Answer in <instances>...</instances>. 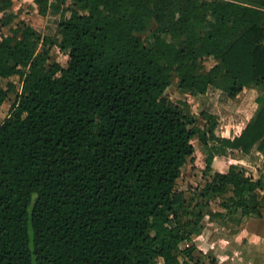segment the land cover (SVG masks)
Masks as SVG:
<instances>
[{"label": "trees", "instance_id": "1", "mask_svg": "<svg viewBox=\"0 0 264 264\" xmlns=\"http://www.w3.org/2000/svg\"><path fill=\"white\" fill-rule=\"evenodd\" d=\"M67 1L33 0L59 13L52 35L24 19L0 34V77L19 82L0 88V105L14 92L0 122V264H221L193 241L203 219L264 212V172L212 171L209 146L264 150V0ZM12 5L0 0V29ZM174 75L190 95L259 88L255 118L217 135L216 115L200 125L167 94ZM193 137L207 177L177 189Z\"/></svg>", "mask_w": 264, "mask_h": 264}, {"label": "rangeland", "instance_id": "2", "mask_svg": "<svg viewBox=\"0 0 264 264\" xmlns=\"http://www.w3.org/2000/svg\"><path fill=\"white\" fill-rule=\"evenodd\" d=\"M69 2V0L67 1ZM12 10L18 12V18L15 19L10 25L0 29L1 33H10V27H14L18 20L24 19L29 22L35 29L42 34L52 35L56 31L57 22L59 19V13L48 12L45 15L37 12L36 5L33 0H13ZM3 13L0 11V16ZM58 60L62 64L66 63L67 55L64 52L59 51L57 47H53L51 51V60ZM215 63L212 59H205L204 69H209ZM12 81L19 87L18 77L11 76L9 78L0 77V88H7V82ZM167 94L184 102V108L189 113L195 116L200 125L203 124V118L201 117L202 111L211 112L216 115L219 120V126L216 130V134L228 138H233L239 135L246 124L255 118V115L259 109L257 97L260 96L261 90L257 87L251 86L245 88L237 98H230L226 92L220 88L210 86L207 92L203 95H190L186 92H182L177 87V77L174 75L172 84L166 90ZM14 99V92L9 91L8 99H6L0 105V122L8 114L11 101ZM183 104V103H182ZM194 145V154L189 157L181 169V176L176 181L177 189L197 188L203 186L207 175L204 174L205 158L208 154L207 147L202 144L197 137L192 138ZM209 146L213 147V151L216 153L212 162V171L219 170L225 171L229 164H237L242 166L248 174L258 176L260 172L258 167L261 166L264 158V150L258 149V143L254 144V147L249 154H243L238 151L227 149L226 152L220 150V145L215 141H210ZM218 199L210 201L209 208L212 210H219ZM254 217L255 216H245ZM244 219V217H243ZM205 225V231L193 238V241L202 246L201 241L207 236L209 240L206 245H203V258L208 261L207 256H215L220 262L225 260L228 252H233L232 264H247L254 260L252 255L254 251V245L251 242L236 246L233 250L230 247H226L228 252H223L224 242L221 237H231L232 235L239 234L241 232V222L236 224L233 221H222L212 216L207 215L203 219ZM247 231L251 232V228L247 226ZM189 243V242H187ZM183 243L182 245L185 246ZM195 243V244H196ZM222 254V255H221ZM225 264V262H224Z\"/></svg>", "mask_w": 264, "mask_h": 264}, {"label": "crops", "instance_id": "3", "mask_svg": "<svg viewBox=\"0 0 264 264\" xmlns=\"http://www.w3.org/2000/svg\"><path fill=\"white\" fill-rule=\"evenodd\" d=\"M241 232L236 235H232L231 237H224L222 235L221 239L224 242L223 251L222 253L228 252L226 247H230L232 250L236 246H241L244 243L251 242L252 246L254 245V251L252 255L254 256V260L250 261V264H264V212L261 217L254 219V217H244L241 221ZM247 226L251 228V232L247 231ZM209 238L206 236L203 241H201L202 246L197 244L196 245L199 249L203 251V245H206ZM228 256L226 255L225 260L220 262L221 264H232L233 263V252H228ZM222 255V254H221ZM249 264V263H247Z\"/></svg>", "mask_w": 264, "mask_h": 264}]
</instances>
